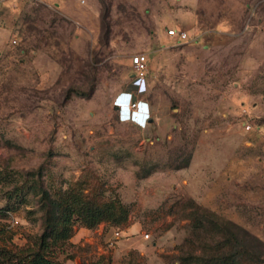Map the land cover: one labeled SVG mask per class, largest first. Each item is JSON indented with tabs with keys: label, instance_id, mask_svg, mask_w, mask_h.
Wrapping results in <instances>:
<instances>
[{
	"label": "rangeland",
	"instance_id": "rangeland-1",
	"mask_svg": "<svg viewBox=\"0 0 264 264\" xmlns=\"http://www.w3.org/2000/svg\"><path fill=\"white\" fill-rule=\"evenodd\" d=\"M140 53L145 129L113 107ZM71 191L126 216L76 221L60 264H264V0H0V264ZM209 213L257 242L233 260Z\"/></svg>",
	"mask_w": 264,
	"mask_h": 264
},
{
	"label": "trees",
	"instance_id": "trees-1",
	"mask_svg": "<svg viewBox=\"0 0 264 264\" xmlns=\"http://www.w3.org/2000/svg\"><path fill=\"white\" fill-rule=\"evenodd\" d=\"M107 31L108 29L105 28L106 33ZM46 207L43 234L39 238L38 248L19 252L17 264H60L53 259L54 249L52 248L62 245L71 238L72 226L76 221H80L87 229H93L103 221L119 224L126 216L124 208L118 203H103L94 196L73 191L65 192L63 195H58L56 199L49 200ZM209 216L213 218L217 228L229 236L230 242L236 243V247L240 249L233 260H239L241 249H244L243 244H237L238 236L234 234V231L240 232L244 240L248 242H257L256 238L231 222L222 220L213 213H209ZM3 233L4 231L0 229V236Z\"/></svg>",
	"mask_w": 264,
	"mask_h": 264
},
{
	"label": "clouds",
	"instance_id": "clouds-1",
	"mask_svg": "<svg viewBox=\"0 0 264 264\" xmlns=\"http://www.w3.org/2000/svg\"><path fill=\"white\" fill-rule=\"evenodd\" d=\"M146 93L143 87L133 84L115 98L113 107L117 111L120 123L131 124L140 129L147 127L151 118V108L145 99Z\"/></svg>",
	"mask_w": 264,
	"mask_h": 264
},
{
	"label": "built area",
	"instance_id": "built-area-1",
	"mask_svg": "<svg viewBox=\"0 0 264 264\" xmlns=\"http://www.w3.org/2000/svg\"><path fill=\"white\" fill-rule=\"evenodd\" d=\"M166 35L168 37L174 38L179 42H185L187 40V34L183 31H177L175 29H170L166 31ZM13 45L16 44V40H12ZM130 64L135 71V75L133 76V80L131 82V87L133 84H136L138 87H143V89L147 92V86L145 82V75L147 72V64L148 57L146 54H136L130 58ZM246 129H249L247 127Z\"/></svg>",
	"mask_w": 264,
	"mask_h": 264
},
{
	"label": "crops",
	"instance_id": "crops-1",
	"mask_svg": "<svg viewBox=\"0 0 264 264\" xmlns=\"http://www.w3.org/2000/svg\"><path fill=\"white\" fill-rule=\"evenodd\" d=\"M167 38H170V39H172V40H176V39H174V38H171V37H167ZM177 42H179L178 40H177ZM148 57V56H147ZM145 82H146V86H147V89H148V79L145 77ZM152 118H150V121H149V123H151L152 121ZM65 264H71L70 262H66Z\"/></svg>",
	"mask_w": 264,
	"mask_h": 264
}]
</instances>
